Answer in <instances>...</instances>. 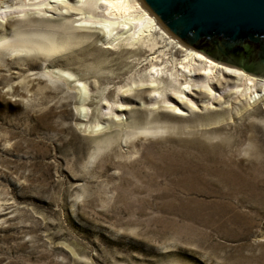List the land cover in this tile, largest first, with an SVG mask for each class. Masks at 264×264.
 Returning a JSON list of instances; mask_svg holds the SVG:
<instances>
[{"label": "rangeland", "instance_id": "374dc122", "mask_svg": "<svg viewBox=\"0 0 264 264\" xmlns=\"http://www.w3.org/2000/svg\"><path fill=\"white\" fill-rule=\"evenodd\" d=\"M66 17L13 23L52 51L0 52V264H264L260 111L139 106L110 124L100 103L144 50L66 39ZM146 124L163 129L130 132Z\"/></svg>", "mask_w": 264, "mask_h": 264}, {"label": "bare ground", "instance_id": "6f19581e", "mask_svg": "<svg viewBox=\"0 0 264 264\" xmlns=\"http://www.w3.org/2000/svg\"><path fill=\"white\" fill-rule=\"evenodd\" d=\"M63 15L69 16L59 21L66 39L92 36L100 47L117 43L126 49L141 47L144 50L133 62L141 67L131 68L120 85L114 87L117 97L114 105L110 106L103 99L100 103L104 108L100 113L108 114L105 120L110 124L117 122L120 111L139 106L145 112L161 109L181 115L190 110H220L221 103L229 101L242 104L241 108L255 107L260 111L257 122L264 141V77L212 60L179 42L138 0H0V24L3 17L11 21L0 34V52L52 51L55 44L50 36L30 33L24 25L14 27L13 23L31 22L34 17L58 19ZM39 73L65 84L71 80L69 86L78 87L79 91L83 89V83L66 70L41 66ZM136 95L142 96L145 102L134 98ZM231 103L227 106H232ZM75 108L79 110L81 106ZM102 126L106 129L107 124L99 127ZM162 127L160 124L133 126L130 132L152 134Z\"/></svg>", "mask_w": 264, "mask_h": 264}, {"label": "water", "instance_id": "95a60500", "mask_svg": "<svg viewBox=\"0 0 264 264\" xmlns=\"http://www.w3.org/2000/svg\"><path fill=\"white\" fill-rule=\"evenodd\" d=\"M173 37L208 58L264 77V0H138Z\"/></svg>", "mask_w": 264, "mask_h": 264}]
</instances>
